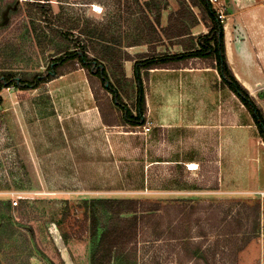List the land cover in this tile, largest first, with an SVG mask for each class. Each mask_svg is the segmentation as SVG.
Listing matches in <instances>:
<instances>
[{"label": "rangeland", "instance_id": "rangeland-1", "mask_svg": "<svg viewBox=\"0 0 264 264\" xmlns=\"http://www.w3.org/2000/svg\"><path fill=\"white\" fill-rule=\"evenodd\" d=\"M85 1L51 0L50 13L63 7L62 17L71 15L80 24L99 19L102 7ZM157 2L165 27L169 13L175 17L181 9V0ZM211 2L229 28V66L264 113V0ZM186 5L178 29L203 33V23L195 25L190 12L199 20V10L189 0ZM155 12L133 11L124 23L121 59L107 65L126 103L135 100L136 54L178 52L180 44L192 43L190 35L168 40L156 25L163 36L147 44ZM41 20L44 36L72 47L77 34L64 37L59 29L66 26L53 28L58 21L47 12ZM33 25L22 8L0 34L26 53L12 64L16 69L44 70L48 54L56 52H39ZM145 86L146 122L139 127L102 122L82 69L33 91L1 89L0 264H89L83 201L108 198L136 200L137 214L148 215L126 245L130 264H176L179 255L182 264H264V143L243 105L220 87L215 69L195 62L151 70ZM98 95L101 101L110 97L102 91ZM190 163L196 168L190 169ZM140 176L142 190L126 187V179L135 182ZM241 204L259 206L251 231L253 219ZM179 205L185 206L182 215ZM185 233L190 253L184 242L171 239ZM245 237L250 241L244 243ZM196 248L195 259H186Z\"/></svg>", "mask_w": 264, "mask_h": 264}, {"label": "trees", "instance_id": "trees-1", "mask_svg": "<svg viewBox=\"0 0 264 264\" xmlns=\"http://www.w3.org/2000/svg\"><path fill=\"white\" fill-rule=\"evenodd\" d=\"M56 1L61 4L63 0ZM186 1L181 0V9L187 7ZM85 3H97L102 7L104 12L99 19L85 18L80 24V20L71 19V15L62 17L63 7H61L60 13L52 14L50 13L52 11L51 0H0V34L4 28L13 24L14 18L20 14L22 8H25L31 23L34 24L32 32L39 52L43 55L48 50L56 51L48 54L44 70L31 68L19 70L12 64L16 62L18 56H25L26 53L20 52L11 44L8 45L6 40L0 36L1 52H3L1 54L3 60L0 62V91L3 88H13L23 92L33 91L70 71L82 69L85 71L92 93L97 99L102 122L108 126L139 127L146 122L145 82L149 72L154 69H178L195 62L216 70L220 78V87L228 89L243 105L256 128L257 135L264 143V113L248 90L235 77L229 66L225 45V21L222 14L214 8L211 0H189V6L199 10V20L193 11H190L195 19L194 24L201 22L205 27V31L196 36L190 35L189 32L186 33L185 29H178L176 23L183 16L181 9L176 10L175 17H173V13H169L168 24L161 27V9L157 0H146L143 3L138 0H87ZM130 11L132 13L133 11H156L154 24H149L147 44L158 42L163 35L168 40L190 35L192 43L185 48L180 44L182 51L178 52L151 54L145 51L136 54L132 63L135 100L126 103L120 95L119 80L112 81L110 79L107 65L119 63L121 59L120 55L126 39L123 32L126 30L124 23L132 15ZM46 12L49 19H52L53 22L58 21V25L53 28L60 27V23L66 26L64 31L59 29L64 37L68 38L72 34H77L72 47L53 41L51 35H48L49 37L43 35L44 28L40 26L39 22L42 21V16ZM156 25L163 35L159 34ZM26 34L29 35L28 30ZM135 44H131V46ZM90 50L93 52L91 53ZM100 91L110 97L101 101L98 95ZM1 102L0 97V104ZM125 184L127 188L136 190H142L145 187L142 176L135 182H132V178L129 181L126 179ZM136 204V200L125 198L83 201L84 218L88 223L86 229L89 242V264H130L124 253L126 245L131 242L138 227L148 217L147 214H137ZM178 207L180 215L184 214L181 208H185V206L179 205ZM242 207L250 212L253 219L252 228L249 230L251 231L257 222L256 213L259 206L242 205ZM63 220L64 218L61 221H56L55 226L59 227ZM179 222L182 228L185 224L184 217H181ZM158 237L160 238L161 235ZM171 239L184 242V251L191 252L189 249L191 239L187 233ZM248 241L250 238L245 237L244 243ZM180 248H182V243ZM188 252L186 259L194 260L196 257L194 254L199 252V248H196L195 253L189 254ZM201 254L207 256V250L202 251ZM212 255L213 253H211ZM178 258L176 264H182L181 256L179 255Z\"/></svg>", "mask_w": 264, "mask_h": 264}, {"label": "bare ground", "instance_id": "bare-ground-1", "mask_svg": "<svg viewBox=\"0 0 264 264\" xmlns=\"http://www.w3.org/2000/svg\"><path fill=\"white\" fill-rule=\"evenodd\" d=\"M96 8V7H95ZM225 30H226V52H227V59H229L230 61V58H231V49H230V43H229V28H228V25L225 26ZM243 84L247 87L248 83L243 81ZM264 146V145H263ZM189 168V167H188ZM195 165L193 163H190V169H195Z\"/></svg>", "mask_w": 264, "mask_h": 264}, {"label": "crops", "instance_id": "crops-1", "mask_svg": "<svg viewBox=\"0 0 264 264\" xmlns=\"http://www.w3.org/2000/svg\"><path fill=\"white\" fill-rule=\"evenodd\" d=\"M224 31H225V33H226L225 25H224ZM225 36H226V34H225ZM225 45H226V37H225ZM226 54H227V52H226Z\"/></svg>", "mask_w": 264, "mask_h": 264}, {"label": "built area", "instance_id": "built-area-1", "mask_svg": "<svg viewBox=\"0 0 264 264\" xmlns=\"http://www.w3.org/2000/svg\"><path fill=\"white\" fill-rule=\"evenodd\" d=\"M14 204H17V202H14Z\"/></svg>", "mask_w": 264, "mask_h": 264}]
</instances>
